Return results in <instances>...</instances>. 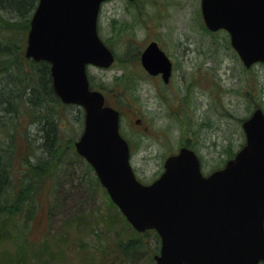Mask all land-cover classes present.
I'll use <instances>...</instances> for the list:
<instances>
[{
  "label": "rangeland",
  "instance_id": "1",
  "mask_svg": "<svg viewBox=\"0 0 264 264\" xmlns=\"http://www.w3.org/2000/svg\"><path fill=\"white\" fill-rule=\"evenodd\" d=\"M98 24L101 37L119 60L110 68L90 65L88 73L96 88L109 87L108 103L122 111L121 127L131 139V163L139 179L144 183L155 180L163 171L165 158L182 145L197 151L204 172L223 167L245 143L244 119L257 107L264 110V63L246 68L227 31L207 30L200 0H108L102 5ZM150 40H157L176 62L170 86L147 75L139 60L137 66L131 58ZM121 59L135 64L127 65L134 80L127 91L124 84L113 83L125 74ZM2 114L1 119H5ZM62 114L66 119L63 143L76 149L75 142L84 128V111L68 105ZM19 121V131L13 136L17 155L26 153L28 133L42 156L38 146L44 141V132L38 119L25 115ZM75 151H69L71 157H76ZM76 163L69 159L54 179L43 176L38 188L43 200L49 195L48 184L55 200L51 208L44 201L38 204L28 231L34 247L48 244L57 250V239L68 242V251L65 244L62 246L64 258L47 263L50 255L44 253L41 264H156L151 258L157 245L152 232L143 234L144 247L138 248L135 259H124L122 244L136 233L114 215L119 208L95 170L85 172L83 165L78 172ZM85 177L96 179L93 183ZM109 218L105 226L102 221ZM69 221H75L79 233L71 230L67 234ZM8 248L14 253L9 243L0 246V253L5 250L7 254Z\"/></svg>",
  "mask_w": 264,
  "mask_h": 264
},
{
  "label": "water",
  "instance_id": "2",
  "mask_svg": "<svg viewBox=\"0 0 264 264\" xmlns=\"http://www.w3.org/2000/svg\"><path fill=\"white\" fill-rule=\"evenodd\" d=\"M105 0H39L26 56L51 64L56 94L85 109L77 152L138 231L161 237L157 264H259L264 261V111L243 121L246 143L225 166L204 175L198 155L181 147L150 184L139 181L119 112L90 87L87 65L110 67L114 52L98 32ZM206 26L229 31L246 67L264 63V0H201ZM146 70L169 81L172 62L156 41L142 52Z\"/></svg>",
  "mask_w": 264,
  "mask_h": 264
},
{
  "label": "trees",
  "instance_id": "3",
  "mask_svg": "<svg viewBox=\"0 0 264 264\" xmlns=\"http://www.w3.org/2000/svg\"><path fill=\"white\" fill-rule=\"evenodd\" d=\"M38 1L0 0V115L3 113L5 118L0 117V246L9 243L14 250V253H10L8 248L7 254L5 250L0 253L3 264H28L31 261L33 264H41L44 253L50 255L47 263L66 256V250L63 248H67L68 251L66 246L68 242L63 243L66 241L65 238L57 239L60 248L51 250L48 244L42 245L40 249L35 248V242H32L29 237L30 222L32 226L38 204L44 201L51 208L55 200L48 184L49 195L44 196L43 200L42 195L37 194L38 188L40 184L42 185L43 176L54 179L58 171L62 172V168H65L63 165L69 159L77 162L75 167L78 172L81 168L83 169V165H85V172L93 170L76 151V157L70 156L69 151L75 150L72 148L73 144L69 146L63 143L66 119L62 111L68 105L62 103L54 91L50 64L46 61L36 62L25 56L27 31ZM131 58L136 64L139 52L137 56L133 55ZM134 63L128 59L123 61L121 59V65L126 68L125 74L113 82L124 84L125 91L133 87L134 80L127 65L134 67ZM92 85L96 86L95 82H92ZM100 88L109 89L103 85ZM25 115H28L30 120L38 119L43 127L44 141L38 146L42 148V156L38 152L39 149L33 147L28 133L26 137L29 147L26 153L23 155L16 153L13 136L19 131V118ZM95 179L94 177L92 180L86 178L93 183ZM114 215L136 233L129 236L128 240L122 244L125 260L137 257L135 252L138 248L144 247L143 234L147 232H152L156 237L155 252H158L160 237L155 230L138 232L129 225L119 210H115ZM108 221L111 219L102 222L106 226ZM68 226L70 229L67 230V234H70L71 230L80 232L75 221H69ZM148 251L152 253L151 250L148 249ZM5 255L11 257L6 259Z\"/></svg>",
  "mask_w": 264,
  "mask_h": 264
},
{
  "label": "flooded vegetation",
  "instance_id": "4",
  "mask_svg": "<svg viewBox=\"0 0 264 264\" xmlns=\"http://www.w3.org/2000/svg\"><path fill=\"white\" fill-rule=\"evenodd\" d=\"M160 44V43H159ZM161 46V45H160ZM162 47V46H161ZM173 62V73H172V76H171V78H170V81L168 82V83H164L166 86H170L171 85V83H172V78H173V75H174V71L177 69L176 67H177V65H176V62H174V61H172ZM155 78H157L158 80H160L161 79V82H163V80H162V75L161 74H159V75H156V76H154ZM121 118H122V115H121ZM137 123H141V124H143L142 123V121H140V120H138L137 121ZM145 127H147V125H145ZM190 147V146H189ZM194 149V148H193Z\"/></svg>",
  "mask_w": 264,
  "mask_h": 264
},
{
  "label": "bare ground",
  "instance_id": "5",
  "mask_svg": "<svg viewBox=\"0 0 264 264\" xmlns=\"http://www.w3.org/2000/svg\"><path fill=\"white\" fill-rule=\"evenodd\" d=\"M98 179H99V177H98ZM99 181H100V179H99ZM100 183H101V181H100ZM102 184V183H101ZM103 185V184H102ZM107 193H108V191H107ZM109 194V193H108ZM110 196V195H109Z\"/></svg>",
  "mask_w": 264,
  "mask_h": 264
}]
</instances>
